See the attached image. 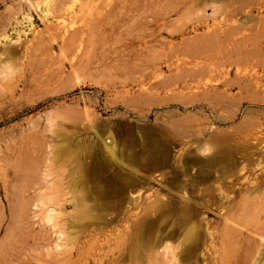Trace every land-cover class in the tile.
I'll use <instances>...</instances> for the list:
<instances>
[{
  "label": "rangeland",
  "instance_id": "rangeland-1",
  "mask_svg": "<svg viewBox=\"0 0 264 264\" xmlns=\"http://www.w3.org/2000/svg\"><path fill=\"white\" fill-rule=\"evenodd\" d=\"M32 1L40 3V9L29 0H0V90L11 91L22 74L27 78L25 85L17 82L14 101L0 113V137L10 143H0V158H7L0 160V250L14 226H21L5 209L2 164L18 170L17 176H9L13 184L33 186L35 198L44 203L29 212L30 228L26 226L14 250L17 259L0 264H49L47 255L55 254L57 243L60 251L64 247L60 259L66 264L71 230L80 249L71 257L78 262L90 258L87 264H252L254 257L264 264V239L254 234L255 226L264 224V185L246 191L256 185L252 177L264 176V144L243 137V123L260 117L259 123L264 122V88L258 92L250 83L255 76L264 83V67L253 79L243 78L250 83L244 88L234 68L233 85L213 81L222 88L210 96L189 90L188 81L179 82L175 74L184 77L189 73H180L182 69L192 68L186 64L189 40L211 24L193 21L183 28L189 17L185 8H175L181 0H107L112 9L107 30L94 45L67 50L61 41L47 38L45 46L39 44L32 66L21 44L32 45L47 23L59 20L47 11L49 0ZM253 2L258 22L264 0ZM149 16H165L168 25L158 26L151 37L147 30L142 37L139 25L153 19ZM60 20L70 24L73 19L66 15ZM171 43L182 45L174 48L177 54L172 49L173 56L179 53L187 61L179 55L178 65L175 57V63L169 58ZM11 51L16 56L10 60ZM215 93H225L230 102L217 104ZM75 217L80 223L76 231L69 228Z\"/></svg>",
  "mask_w": 264,
  "mask_h": 264
},
{
  "label": "bare ground",
  "instance_id": "bare-ground-1",
  "mask_svg": "<svg viewBox=\"0 0 264 264\" xmlns=\"http://www.w3.org/2000/svg\"><path fill=\"white\" fill-rule=\"evenodd\" d=\"M32 4V6H36L38 9H40L41 4L40 3H34L32 0H29ZM38 1V0H37ZM36 1V2H37ZM41 1V0H40ZM59 1V0H58ZM73 2V4L71 6H67L69 3ZM105 1L107 2V0H61L60 2L57 1H52L49 0L48 1V12L51 13L53 18L56 19H63V16L65 17L66 15H70L72 17V21L70 24H67L64 20L63 21H52L50 23H47V25L45 26V29H42L37 36V41H35L32 45L30 41V45L26 44V46H24V44H21V46L24 48L25 50H23V52H25V57L28 59V61L26 63H31V59L34 56V54H36L35 52L37 51V49L39 48V44H41L44 40L47 43L46 39H53L55 41H61L62 42V46L63 48L66 47H77L78 49H85L87 46L89 45H94L97 40L99 39V37L104 34L107 30L106 28V24H107V17L109 12L112 11V9L108 6L105 5ZM116 1V0H115ZM204 1L205 2L204 4ZM255 1V0H253ZM252 0H181L179 1V3L176 5L175 8H185L186 9V17L187 18L185 20V22L181 25L180 23H176L177 25H181L183 28H187V26L189 25V23L195 21V22H204L206 21H211V24L207 23L208 25V29L206 30V28L204 29V31L206 30V32H203V34H197L195 36L194 34V38H191L189 40V47L188 50L189 54L185 53L186 55H183L182 51L181 54L188 58V62H186V64L188 65V63L192 66L191 67H187V68H179L182 69V72H180L181 70L177 69L175 71H179L180 73L184 72V69L188 70L191 68V70L187 73H189L188 75H183L184 77H179L180 74L178 73V77L176 76L177 74H175V77L180 80L183 79V81H188V84L186 85L187 87L189 86V90L190 88H192L191 90H194V88H196V92H202L205 93L204 95L207 94V96L209 95V93L214 90L217 91V89H220L222 87H216L214 86V84H212V82L217 81V86H221V85H228L231 86L233 85V77L231 78V72L233 71V69L235 68L238 72L239 75V79L240 82L244 81V77L246 75H250V80L251 78L258 73V68H262L264 67V59L262 56H264V15L263 13L260 15V19L258 22H256V17L254 16L253 13V8H254V2ZM39 2V1H38ZM205 5L203 8V12L201 13V9H200V5ZM110 5V3H109ZM127 5V4H126ZM125 5V7H126ZM112 7V6H111ZM128 7V5H127ZM130 7V6H129ZM200 10L199 13L198 11H196V9L198 8ZM214 11V14L212 15H208L207 12H209L210 10ZM262 10V8H261ZM174 12V11H173ZM125 13V12H124ZM30 15V14H29ZM49 15V14H48ZM185 15L183 17H185ZM259 15V14H258ZM263 15V16H262ZM31 16V15H30ZM181 16V17H182ZM32 17V16H31ZM153 18L152 16H149V18ZM242 17H245L242 20ZM150 18V19H151ZM179 20V18H177ZM257 19V20H258ZM52 20V19H51ZM50 20V21H51ZM66 20V19H65ZM112 20V19H111ZM182 20V18L180 19V21ZM184 20V19H183ZM191 20V21H190ZM69 21V20H68ZM255 21V22H254ZM175 22V21H174ZM194 22V23H195ZM182 23V22H181ZM193 23V24H194ZM204 24V23H201ZM200 24V25H201ZM168 22H167V17L163 16L161 18H153L152 20L146 21L144 23H142L141 25H139V32L141 33L142 37H145L147 35V30H150L148 36H154V34L157 32V28L158 26H167ZM177 25L173 26V27H177ZM197 25V23H196ZM198 26V25H197ZM173 27H170L173 28ZM194 27V26H193ZM192 27V28H193ZM195 28V27H194ZM193 28V29H194ZM169 29V28H168ZM175 29V28H174ZM173 29V30H174ZM177 29V28H176ZM175 29V30H176ZM179 30V29H178ZM189 30V28H188ZM196 30V29H194ZM161 31V30H160ZM170 31V30H168ZM201 31V30H200ZM172 32V31H170ZM177 32V31H176ZM158 33V32H157ZM4 34V33H3ZM185 35V34H184ZM192 35V34H191ZM190 35V36H191ZM1 36V35H0ZM185 37V36H184ZM189 36H187L184 39L188 40ZM183 39V38H181ZM146 40V39H145ZM102 41V40H101ZM183 41V40H181ZM21 42V41H20ZM177 42V41H176ZM147 43V42H146ZM155 43V42H154ZM170 43V42H169ZM180 43V42H179ZM179 43L176 44H172L169 45L170 46V50L172 51V49L175 51L178 46L182 47V45H177ZM45 44V43H44ZM42 43V45H44ZM50 44V43H49ZM46 45V44H45ZM44 45V46H45ZM166 45V44H165ZM165 47V46H164ZM168 47V46H167ZM187 47V46H186ZM45 48V47H44ZM21 49V48H20ZM41 48H39L38 50H40ZM50 49V48H49ZM52 49V48H51ZM67 49V48H66ZM69 49V48H68ZM67 49V50H68ZM90 49V48H88ZM159 49V48H158ZM163 49V48H161ZM168 49V48H166ZM181 49V48H179ZM178 49V51H179ZM185 49V48H184ZM12 50V49H11ZM14 50V48H13ZM65 50V49H64ZM66 50V51H67ZM165 50V49H164ZM7 51V50H6ZM9 51V48H8ZM19 51V50H18ZM65 51V52H66ZM70 52L72 50H69ZM68 51V52H69ZM76 53V50H74ZM82 51V50H81ZM89 50H87L88 52ZM170 52L169 58L171 56H173V52ZM45 51H43V55ZM50 52V51H49ZM79 52V51H78ZM77 52V53H78ZM83 52V51H82ZM177 51H175L174 53H176ZM8 53V52H6ZM52 53V52H50ZM49 53V54H50ZM81 53V52H80ZM166 53V52H165ZM63 54V53H62ZM82 54V53H81ZM86 54V52H85ZM169 54V52H168ZM177 54V53H176ZM14 55L16 56V54L14 53ZM14 55L12 54V51L8 53L7 57L11 60L14 58ZM19 55V54H18ZM65 55V54H64ZM68 56V54H66ZM76 55V54H75ZM179 53H178V57H179ZM39 56V55H38ZM42 56V55H40ZM72 56V54H71ZM77 56V55H76ZM176 56V57H177ZM24 57V58H25ZM46 57V56H45ZM63 57V56H62ZM165 57V56H164ZM168 57V56H167ZM175 56H173L170 59H173L172 61H174L175 63ZM18 58V57H17ZM59 58V57H58ZM66 58V57H65ZM181 58V55L180 57ZM176 64L178 63V59ZM35 59V58H34ZM43 59V58H42ZM60 59V58H59ZM58 59V60H59ZM76 59V58H75ZM36 60V59H35ZM41 60V58L39 59ZM62 60V59H61ZM74 60V59H73ZM169 60V59H168ZM182 61V58L180 59ZM186 60L185 58L183 59V61ZM14 61V60H13ZM12 61V62H13ZM16 61V58H15ZM20 61V60H18ZM24 61V60H23ZM44 61V59H43ZM42 61V63H43ZM171 61V60H170ZM181 61L178 63V65L181 63ZM182 61V62H183ZM187 61V60H186ZM61 63V61H60ZM28 64V65H30ZM36 64V63H35ZM55 64V63H54ZM62 65V64H61ZM84 65V64H83ZM170 65V64H169ZM174 65V64H173ZM15 66L18 67L17 64H15ZM32 66H34V63L32 64ZM31 66V67H32ZM58 66V65H57ZM176 66V65H175ZM21 67V65H20ZM75 67V66H74ZM186 67V66H185ZM10 68V66H9ZM23 68V67H22ZM73 68V67H72ZM28 69V68H26ZM33 69V67H32ZM76 69V68H74ZM23 70V69H22ZM31 70V69H30ZM46 70V69H45ZM50 70V69H47ZM62 70V69H61ZM37 71V70H36ZM262 71V70H261ZM19 72V71H18ZM55 72V70H54ZM78 72V71H77ZM15 73V72H14ZM13 73V74H14ZM43 73V72H42ZM56 73V72H55ZM59 73V72H58ZM156 73V72H155ZM12 74V73H11ZM12 74V75H13ZM38 74V73H37ZM173 74V73H172ZM39 75V74H38ZM87 75V74H86ZM182 75V74H181ZM237 75V76H238ZM16 76V75H15ZM40 76V75H39ZM55 76V75H54ZM61 76V75H60ZM157 76V73H156ZM34 77V76H33ZM36 78H38L37 76H35ZM45 77V76H44ZM43 77V78H44ZM52 77V76H51ZM78 77V76H77ZM82 77V76H81ZM7 79V77H5ZM53 78V77H52ZM160 78V77H159ZM173 78V77H171ZM256 78V76H255ZM253 81H251L250 83L253 84V86H255L257 88V91L260 92L259 90L264 88V83L263 81H261L260 79H255ZM258 78V77H257ZM14 79V78H12ZM78 79V78H77ZM162 79V78H161ZM160 79V80H161ZM163 79L166 81V79L163 77ZM236 79V77H235ZM253 79V78H252ZM36 80V79H34ZM158 80V79H157ZM163 80V81H164ZM173 80V79H172ZM170 80V81H172ZM237 80V79H236ZM235 80V81H236ZM237 80V81H238ZM248 80V81H250ZM13 81V80H12ZM17 82H21L23 85L26 84L27 78L25 76V74H22L20 77L17 78L16 80ZM50 81V80H49ZM161 80V82H163ZM182 81V80H181ZM17 82H13L10 85L11 91L10 90H6V87H3V90H0V113H4L5 112V106L6 104H8L9 102H13L14 98H15V90L17 89L18 83ZM169 82V80H168ZM176 82V80H175ZM180 82V81H179ZM178 82V83H179ZM192 82V83H190ZM247 82V81H246ZM239 83L240 85H243L242 87L244 88L245 86L248 87L249 84L247 83ZM39 83V82H38ZM236 83V82H235ZM234 83V84H235ZM2 84V83H1ZM46 84V83H45ZM44 84V85H45ZM158 84V83H157ZM175 84V83H173ZM40 85V84H39ZM43 85V83H42ZM185 85L183 84V87H185ZM238 85V84H237ZM1 86H4L3 84ZM47 84L45 85L44 88H46ZM155 86V85H154ZM166 86V83H165ZM173 86V85H171ZM175 86V85H174ZM55 87V86H54ZM151 87V86H150ZM9 88V87H8ZM9 88V89H10ZM152 88V87H151ZM157 88V86H156ZM165 88V87H164ZM167 88L168 84H167ZM178 88V87H177ZM180 88V87H179ZM43 89V88H42ZM154 89V88H153ZM161 89V88H160ZM172 89H176V88H172ZM187 89V88H186ZM185 89V90H186ZM187 89V91H188ZM254 89V88H253ZM252 89V90H253ZM57 90V89H56ZM55 90V91H56ZM157 90V89H156ZM155 90V91H156ZM159 90V89H158ZM182 90V89H181ZM224 91V88L221 89ZM227 90V89H226ZM242 90V89H241ZM255 90V89H254ZM264 90V89H263ZM33 91V90H32ZM154 91V90H152ZM154 91V92H155ZM171 91V90H168ZM176 90H174L175 92ZM220 91V90H218ZM229 91V90H228ZM231 91V90H230ZM229 91V94H230ZM256 91V90H255ZM256 91V92H257ZM158 92V91H157ZM193 91H191L192 93ZM195 92V93H196ZM232 92V91H231ZM181 93V92H180ZM183 93V92H182ZM190 93V92H189ZM188 93V94H189ZM194 93V92H193ZM250 93V92H249ZM174 94V93H173ZM178 94V93H177ZM184 94V93H183ZM199 93L192 95H187L189 97H194L196 99V95ZM216 94V93H215ZM220 94V93H219ZM232 94V93H231ZM248 94V93H247ZM254 94V93H253ZM252 94V95H253ZM200 95V94H199ZM202 95V94H201ZM244 95V94H243ZM35 96V95H34ZM198 96V95H197ZM210 96V95H209ZM214 96V95H213ZM217 98H216V102L217 104H220L221 106L226 105L228 102H230L231 97L228 95L221 94L220 97L218 94H216ZM251 96V95H250ZM249 96V98H250ZM254 96V95H253ZM257 95H255L254 97H256ZM21 97V96H19ZM181 97V96H180ZM179 97V98H180ZM202 97V96H201ZM215 97V96H214ZM238 97V96H237ZM243 97V96H242ZM241 97V98H242ZM247 97V96H246ZM257 97H260L257 96ZM31 98V97H30ZM182 98V97H181ZM186 98V97H185ZM184 98V99H185ZM199 98V96H198ZM206 98V97H205ZM240 98V96L238 97ZM191 99V98H190ZM207 99V98H206ZM212 99V98H211ZM210 99V100H211ZM235 99V98H234ZM237 99V98H236ZM34 99H32L33 101ZM189 100V99H188ZM209 100V99H208ZM240 100V99H239ZM247 100V98H246ZM264 100V99H263ZM31 101V102H32ZM206 101V100H205ZM212 101V100H211ZM209 102V101H208ZM214 103V102H212ZM210 104V103H209ZM73 106V105H72ZM71 106V107H72ZM217 106V105H216ZM70 107V106H69ZM70 107V108H71ZM73 108V107H72ZM228 108V107H227ZM67 109V108H66ZM66 111V110H65ZM68 111V110H67ZM66 111V112H67ZM72 111H74L72 109ZM71 111V112H72ZM78 111V110H77ZM235 111V110H234ZM70 112V111H69ZM62 113V112H61ZM64 113V112H63ZM59 114V113H58ZM71 114V113H70ZM69 115V114H68ZM73 115V114H72ZM75 115H78L75 114ZM52 116V115H50ZM56 116V114H55ZM58 116V115H57ZM197 116V114H196ZM30 117V116H29ZM54 117V116H53ZM59 117V116H58ZM66 117V116H65ZM69 117V116H68ZM67 117V118H68ZM75 117V116H74ZM78 117V116H77ZM76 117V118H77ZM192 117V116H191ZM250 117V116H249ZM248 117V118H249ZM256 117V116H255ZM52 118V117H51ZM72 118V117H71ZM75 118V119H76ZM195 118V117H193ZM191 118V119H193ZM203 118V117H202ZM209 118V117H207ZM246 118V117H245ZM251 118V117H250ZM261 118V117H260ZM258 118V119H260ZM61 121L62 119L64 120V118H60ZM70 119V117H69ZM197 119V118H196ZM255 119V118H254ZM258 119L256 118V120H252L250 119V121H248L247 123H243L247 125V130L245 132V136H243L245 138V141H247L250 138H254V141L258 144H264V129L262 128L263 123H259ZM263 119V118H262ZM261 119V121H262ZM78 119H76L77 121ZM51 121V120H50ZM58 121V118H57ZM56 121V123H57ZM71 121V119H70ZM73 123L72 125L74 126ZM245 121V120H244ZM53 123V121H51ZM59 122V121H58ZM63 122V121H62ZM72 122V121H71ZM192 122V121H191ZM197 122V121H196ZM200 122V121H199ZM190 123V122H189ZM55 124V123H54ZM195 124V121H194ZM57 125V124H56ZM192 125V124H191ZM245 125V126H246ZM203 126V125H202ZM201 126H198V129ZM205 127V125L203 126ZM189 128V127H188ZM202 128V127H201ZM191 129V128H190ZM194 130H197L194 129ZM200 130V129H199ZM202 130V129H201ZM243 134V133H242ZM72 138V137H71ZM240 141V140H239ZM253 141V142H254ZM5 142V144L7 146H10V143L8 141L3 140L0 137V143ZM254 142V143H255ZM248 143V142H247ZM248 145V144H247ZM252 145H248L246 146V148H251ZM106 148L110 151V152H114V147L109 146L108 144L106 145ZM245 151V149H244ZM249 151V150H248ZM251 151V150H250ZM254 152V151H253ZM243 153V151H242ZM256 152H254L255 154ZM249 154V153H248ZM244 155V154H243ZM264 157V156H263ZM7 159V158H6ZM5 158H0V160H6ZM1 163V162H0ZM4 167V170L2 169V188L5 190L6 193V202H5V209L6 212L8 214V218L12 219H16V222H18L21 226H14V233L13 236L11 238H9L10 240L8 242H6L3 246V248H1L0 250V263H11L13 261H15L17 259V253L14 252V250L16 251V244L17 242H19L21 235L24 233V229H26L27 227L30 228V224L31 222L29 221V212L33 209H36V207H40L41 204L44 203V201L38 197L35 198V191H32L33 186L24 183L20 186H17L15 184H13V180L9 179V176L14 173V175H18V170L14 169L13 171L11 170L10 163H6L5 165L2 164ZM74 166V164H73ZM251 179L254 180V182H256V185L253 186L252 188H247V192H252L258 189V187L263 186L264 185V176H258V177H252ZM74 183V181H73ZM75 189V188H74ZM74 192V191H73ZM43 194V193H42ZM45 195V194H44ZM43 195V196H44ZM45 199V197H44ZM75 200V199H74ZM73 200V201H74ZM77 200V199H76ZM72 201V202H73ZM14 202H16V204H14ZM260 204V203H259ZM262 204V203H261ZM77 205V204H76ZM1 208V206H0ZM3 208V207H2ZM37 212V211H36ZM37 214V213H36ZM43 218V217H42ZM74 220H72L71 226L68 227L72 228L73 230L78 227L77 224L80 225V223H78L77 218H73ZM41 223L44 222L43 219L40 220ZM46 222V221H45ZM70 222V221H69ZM80 222V221H79ZM27 223V225H25ZM40 223V222H39ZM25 225V226H24ZM42 227H46L45 224H40ZM136 225H140V221H136ZM27 226V227H26ZM48 229V228H47ZM71 230V229H70ZM77 229H75L76 231ZM255 233L254 234H258V236L262 237L264 239V224H257L255 226ZM61 233V232H60ZM71 234L68 236L69 239H72L71 244L72 246H68L70 248V250H67L66 252H68V254L70 255L69 258H67V263L66 264H87V261L90 258L84 259V261L82 262H78L72 259V255L75 252H79L78 250V245H76V235L72 236L74 234V232L71 230L70 232ZM66 234V233H65ZM69 234V233H68ZM66 236V237H67ZM122 238V237H120ZM68 239V241H69ZM263 239H261L263 241ZM96 240V239H95ZM108 240V239H107ZM121 240V239H120ZM93 241V240H92ZM98 241V239H97ZM110 242V241H107ZM69 243V242H68ZM94 243V241L92 242V244ZM101 243V242H100ZM104 243V242H103ZM97 244V243H96ZM110 244V243H108ZM120 244V243H119ZM56 252L55 254L48 253L47 255V262L49 264H60L63 263L61 262L60 256H65V255H61L62 254V249L60 251V245L57 243L56 244ZM67 245V243H66ZM91 245V244H90ZM95 245V244H94ZM118 245V244H117ZM46 246V245H45ZM93 245H91L92 247ZM103 246V245H102ZM91 247L89 246V249H91ZM119 247V246H118ZM66 248V246H65ZM67 248V249H69ZM88 248V247H87ZM48 249V248H47ZM46 249V251H48ZM88 249V250H89ZM32 250H35V248L33 247ZM93 251L95 249H92ZM110 250V249H109ZM113 250V248H112ZM114 250H115V246H114ZM84 251V250H83ZM99 251V250H98ZM49 252V251H48ZM54 252V251H53ZM112 252V251H111ZM84 253V252H83ZM103 253V252H102ZM41 254V253H40ZM88 254V253H86ZM106 254V253H105ZM136 255L137 257L139 256V246H137V250H136ZM106 258V257H105ZM100 259V258H99ZM261 259V258H260ZM65 260V259H64ZM97 260V258H96ZM102 261V260H101ZM95 262V261H94ZM104 262V260L102 261V263ZM262 260H258V258L254 257L252 258V264H262L261 263ZM40 263V262H39ZM42 263V262H41ZM114 263V262H113ZM251 263V261H250ZM18 264H23L22 261H19ZM65 264V262L63 263ZM101 264V263H100ZM136 264H140L137 260Z\"/></svg>",
  "mask_w": 264,
  "mask_h": 264
}]
</instances>
